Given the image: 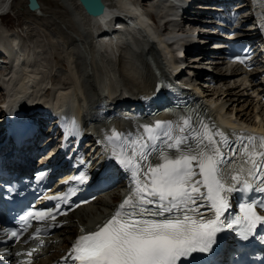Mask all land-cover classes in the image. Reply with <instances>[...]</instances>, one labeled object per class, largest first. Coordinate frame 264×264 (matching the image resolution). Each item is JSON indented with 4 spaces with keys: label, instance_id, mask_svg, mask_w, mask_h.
I'll return each instance as SVG.
<instances>
[{
    "label": "snow or ice",
    "instance_id": "6c2138e0",
    "mask_svg": "<svg viewBox=\"0 0 264 264\" xmlns=\"http://www.w3.org/2000/svg\"><path fill=\"white\" fill-rule=\"evenodd\" d=\"M84 3L92 13L103 10L99 0ZM144 130L147 138L130 151L116 148L113 138L121 134L112 130L108 137L112 156L131 174L132 190L110 219L78 236L66 264L69 260L71 264H205V254L213 252L219 233L238 230L239 237L248 240L258 225H264L254 200L241 205L242 215L230 220L225 216L231 194L264 193V136H239L247 143L238 165L236 151L229 157L223 151L229 137L203 121L196 127L190 115L144 125ZM75 179L83 182L85 177ZM202 208H208L211 216H205ZM56 211L29 212L22 218L25 228L29 219L55 221ZM4 231L18 235L15 230Z\"/></svg>",
    "mask_w": 264,
    "mask_h": 264
},
{
    "label": "bare ground",
    "instance_id": "6f19581e",
    "mask_svg": "<svg viewBox=\"0 0 264 264\" xmlns=\"http://www.w3.org/2000/svg\"><path fill=\"white\" fill-rule=\"evenodd\" d=\"M73 1L77 4L76 7L73 5V3H71V0H63L66 7L71 12L73 20H75V22L78 24L81 31L88 35V37H90L92 41L96 40V44L94 42L95 46L93 45L94 47L90 48V63L84 65L85 68H92L93 70V73L91 75H88L86 79L91 81V87L96 92H94L92 95L87 94L88 84H86L85 79L80 75V72L83 75V70L76 69L71 73L73 79H75L73 81L74 83L72 88L71 86L66 89L64 88V91L59 93L58 90H56V87H53L52 92L55 96V100L54 102H49V100L45 105L42 106L45 111L52 112L55 116H58L62 100H64L66 97H70L73 104L76 105V108L78 105H80L79 101H82L84 102L85 106L80 109L84 108L85 111L90 112L92 104H94L99 96L98 93L104 90L107 96H112L116 88H128L133 92H137L138 96L140 97L152 96L154 94H157L161 90L160 77H163L161 79L167 81L168 79L166 78L164 71L162 70L163 68L159 65L158 57L153 51V46L151 45V43L147 44L146 48H152V51H141L140 53H138L134 48L132 49L124 43V40L127 38L128 42L132 41L135 47H139L137 46V39L138 37L142 36V34L138 26L142 25L146 27V29L149 31V33L152 34L153 37L160 40V44L164 52H166L167 49L165 48V46H169V44L165 40V38L169 36L161 34L157 30V28L154 27L153 21L150 19V16L147 15L144 11L143 4H145V7L149 8L150 6L147 4L152 1L135 0V2H133V0H104L107 4L108 16L106 17V19L110 20H108L107 22H105V19L102 17L96 18L90 16L79 3V0H72V2ZM111 2L112 4H110ZM157 7L158 5L156 3H153V6L151 8L155 11L160 10ZM12 8V0H0V16H4L9 13L10 10L12 11ZM168 9L169 6L165 5V7L161 9L162 13L157 16V19H164L165 12ZM41 11L42 9L34 13L39 14ZM118 19L120 20V27L116 28L114 26V22ZM242 20L249 25L252 23L253 17L251 15H246L242 17ZM169 22L170 21L168 20H162L161 23L164 27H166ZM129 27L132 28L130 29ZM178 27H181V29H183L184 22L181 21ZM30 33L32 34L31 31ZM102 34L104 35L100 36ZM131 34L136 38L134 39V41L131 38ZM134 36L132 37L134 38ZM174 36L176 37V35ZM18 37L19 36L14 31L4 29V32H0V51L8 55L9 61L12 64V69L14 71V77L18 76L20 78L24 75L17 86L13 88L11 93H15L19 88L28 93L31 96L30 98H33V104L36 105V103L38 102L35 95H37L40 90L43 89L42 87L43 85H45V80L48 78V75H42L43 72L38 71L35 68H33L32 71L29 70L23 72L25 66L35 67L37 60H33L30 54L25 57V52H28V47L26 44H23L21 41L22 39H19ZM169 39L173 41L172 37H169ZM79 48L81 47L79 46ZM70 53V56L72 57L74 54L73 51H71ZM97 58H99V63L96 61ZM203 60L204 59L202 58L199 61L201 62ZM168 61L170 62L172 61V59L169 58ZM236 76L238 75H234L233 78ZM61 80L62 79L58 76L54 77V81H57V83L58 81L61 82ZM115 85H117V87ZM86 89L87 91H85ZM235 89L239 90L238 87H236ZM228 91H231V89H228ZM9 104L10 102L7 103V105ZM98 108L103 109L102 104H99ZM110 109H112V106H110ZM93 112L96 113L95 110H93ZM80 113H82V111H80ZM207 113L208 115H210L209 111H207ZM244 115L247 116L245 112ZM113 116L115 117L113 122L104 123V128L102 131L103 137L101 138V141H104L105 143H107L108 137L112 135L113 129H115L117 132H120L121 130L118 119L115 115ZM103 118L107 119L105 113L100 114V120H102ZM246 118L250 119L248 117ZM136 134L140 137H143V132L141 130H138ZM92 205L87 206L86 209L90 208ZM88 218L96 220V218L99 219L101 217L93 216ZM59 248L61 247H58V249ZM59 251L60 250H56L55 253H58Z\"/></svg>",
    "mask_w": 264,
    "mask_h": 264
},
{
    "label": "rangeland",
    "instance_id": "374dc122",
    "mask_svg": "<svg viewBox=\"0 0 264 264\" xmlns=\"http://www.w3.org/2000/svg\"><path fill=\"white\" fill-rule=\"evenodd\" d=\"M39 1L42 6L41 8L42 13L40 12L39 14H37L29 9L28 7L29 0H13L12 11L10 10V12L7 13L5 17L0 18V25H1L0 30L4 32V29L6 30L11 29L10 31L16 32V34L19 36L18 37L19 39L20 38L22 39V34H23V43L26 44L27 47H29V49L31 50L29 51V53L25 52V57H27V55L30 54L33 60L36 59L38 61V64L37 61L35 64L37 67L35 65H34L35 67L25 66L23 72L29 70L32 71L33 68H35L38 71H42L43 72L42 75L43 74L45 76L48 75V78L45 80L46 83L45 85H43L44 88L42 87L43 90L42 89L40 90V92L42 91L41 100L44 102L45 100L49 101L50 98L54 97L53 92L51 91L53 87H56V90H58V92L61 93L64 91V85L70 83V85L73 86L74 83L73 81L75 79H73L71 73L76 69L84 70L82 67H80L81 63L84 65L90 63V57H89L90 54L89 52L91 50L90 48H93L95 46L96 40L92 41V39L88 37V35H86L85 33H84L85 36L83 35L80 27L75 22V20H73L71 16L72 14L69 11V9L66 7L63 0H39ZM133 2L135 1L133 0ZM71 3H73V5L76 7L77 4L74 1L72 2L71 0ZM110 4H112V2ZM129 28L131 29L132 27ZM180 29L181 27H179V30ZM30 31L32 32V34L30 33ZM132 36L134 35L131 34V38L134 41V39L136 38L135 36L134 38ZM79 46L81 48H79ZM165 48L167 49L166 52L168 50L169 51L171 50V48L167 45L165 46ZM71 51H73L74 53L72 57L70 56ZM80 53L84 55L81 56ZM202 65H204V63L200 64V66ZM48 67L52 69V71L54 72L52 75L53 78L55 74L60 75L58 77H60L62 80L61 82L58 81V83L64 82L62 84L63 88L57 89V85H53L51 89H49L51 93L49 90L45 91V86L47 84L50 85L51 83L50 82L51 72L47 71ZM9 71H10L9 79H11L10 83L16 81V85H17L18 81L21 80V78L24 75L21 76L20 78L18 76L14 77L13 69H9ZM80 75L85 79L86 84H88L87 89L90 88L92 91H94V89H92L91 87L92 86L91 81L86 79L88 77L87 72L83 71V75L80 72ZM53 81L54 79H52V82ZM10 83L9 82L7 83L8 86L10 85ZM54 83L58 84L57 81H54ZM223 83L225 84L223 85ZM223 83L218 85L217 87L218 91H214V90L211 91L212 92L210 96L211 101L217 100L219 101V103H221L220 101L223 98L220 97L218 98V96L228 95L227 100L230 99L231 101L234 102V104L239 102L238 104L233 105V107L236 112L243 113V117L245 116L244 118L247 117L246 115H244V112L245 114L250 115L249 118L251 119L253 113L260 110V107L255 106L253 104V101L247 96V91L244 90V88L239 90H236L235 88L233 89L231 88V91H228V89L233 86V83H230L228 81L226 82V80H223ZM14 87L15 86H13L12 88ZM87 89L85 91H87ZM3 97H4V91L0 90V98ZM238 99H240V101ZM54 100H50L49 102L51 101L54 102ZM89 113L92 114L91 111ZM0 114H1V108H0ZM115 194H116L115 192H111L103 196L102 197L103 201L106 203L110 202L111 197H113ZM104 209H105L104 205L99 201L90 208L81 211L77 216H75L74 221L76 223L80 219L83 220L89 219L88 217L99 215ZM64 238H65V233L61 232L58 235L55 243H53V246L56 245L59 246V243L63 242Z\"/></svg>",
    "mask_w": 264,
    "mask_h": 264
},
{
    "label": "water",
    "instance_id": "95a60500",
    "mask_svg": "<svg viewBox=\"0 0 264 264\" xmlns=\"http://www.w3.org/2000/svg\"><path fill=\"white\" fill-rule=\"evenodd\" d=\"M79 2L90 16L101 18V17H104L106 14L107 8H106V3L104 0H99V4L102 6L103 10L96 12V13H92L89 11L88 7L84 3V0H79ZM29 8L32 11H39L41 9V4L38 0H29Z\"/></svg>",
    "mask_w": 264,
    "mask_h": 264
}]
</instances>
